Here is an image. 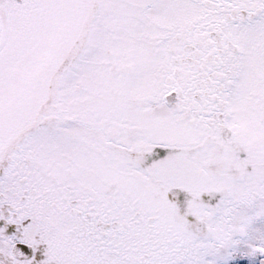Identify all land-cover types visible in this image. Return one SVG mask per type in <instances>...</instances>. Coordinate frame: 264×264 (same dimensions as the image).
Here are the masks:
<instances>
[{"label": "snow or ice", "instance_id": "obj_1", "mask_svg": "<svg viewBox=\"0 0 264 264\" xmlns=\"http://www.w3.org/2000/svg\"><path fill=\"white\" fill-rule=\"evenodd\" d=\"M0 264H264V0H0Z\"/></svg>", "mask_w": 264, "mask_h": 264}]
</instances>
